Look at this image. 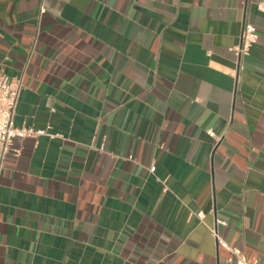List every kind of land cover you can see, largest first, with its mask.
<instances>
[{
    "label": "crops",
    "instance_id": "1",
    "mask_svg": "<svg viewBox=\"0 0 264 264\" xmlns=\"http://www.w3.org/2000/svg\"><path fill=\"white\" fill-rule=\"evenodd\" d=\"M0 72V264H264V0H0Z\"/></svg>",
    "mask_w": 264,
    "mask_h": 264
},
{
    "label": "built area",
    "instance_id": "2",
    "mask_svg": "<svg viewBox=\"0 0 264 264\" xmlns=\"http://www.w3.org/2000/svg\"><path fill=\"white\" fill-rule=\"evenodd\" d=\"M260 10H263L259 6ZM257 30L250 24H244L239 35V42L233 48L234 55L239 67L241 61L250 53L252 46L257 42ZM22 88L20 79H11L0 72V170L3 167L6 155L10 151V146L13 139L23 140L25 138H36L47 135L46 129H33L25 127H16L13 124V118L17 107L19 95ZM207 134L213 137V133L208 131ZM99 151H103L100 145ZM15 153H18L17 151ZM151 173L154 172V167L149 169ZM201 220L202 214L200 212L195 214ZM217 224L225 226V222L216 221ZM210 234L215 240L218 247L223 248L228 256L226 262L230 264H257L256 261H250L245 256L244 252L235 246H231L218 234L216 227L210 229Z\"/></svg>",
    "mask_w": 264,
    "mask_h": 264
}]
</instances>
